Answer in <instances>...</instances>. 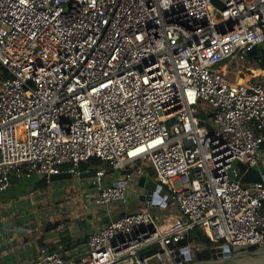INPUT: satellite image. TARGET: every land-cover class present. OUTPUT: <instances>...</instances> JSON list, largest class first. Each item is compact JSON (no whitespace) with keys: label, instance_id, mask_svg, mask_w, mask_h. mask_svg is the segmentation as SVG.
I'll use <instances>...</instances> for the list:
<instances>
[{"label":"built area","instance_id":"2783aa9c","mask_svg":"<svg viewBox=\"0 0 264 264\" xmlns=\"http://www.w3.org/2000/svg\"><path fill=\"white\" fill-rule=\"evenodd\" d=\"M218 1L223 8L0 0V194L32 174L94 170V191L78 198L83 210H117L133 182L139 198L150 196L119 219H91L78 255L38 248L29 264H194L210 247L264 248L263 175L234 178L238 162L264 168V70L244 67L248 77L235 80L227 71L232 57L261 61L264 0ZM91 159L103 166L81 171ZM148 169L160 186L155 203L156 190L138 186ZM170 204L167 219L151 211ZM194 227L209 247L189 239Z\"/></svg>","mask_w":264,"mask_h":264},{"label":"crops","instance_id":"0c3cea01","mask_svg":"<svg viewBox=\"0 0 264 264\" xmlns=\"http://www.w3.org/2000/svg\"><path fill=\"white\" fill-rule=\"evenodd\" d=\"M85 191L83 195H90L94 190ZM78 198L74 197V204L68 208L48 204L32 192L0 199V264H29L38 248L58 250L66 257L83 251L93 230L84 228L92 226L91 218ZM60 223L64 227L57 230Z\"/></svg>","mask_w":264,"mask_h":264},{"label":"rangeland","instance_id":"374dc122","mask_svg":"<svg viewBox=\"0 0 264 264\" xmlns=\"http://www.w3.org/2000/svg\"><path fill=\"white\" fill-rule=\"evenodd\" d=\"M248 60V56H246L243 60H240L236 57L230 58L232 64L227 68L228 77L233 80L238 78H247L248 71L243 69L244 67L251 66V68H259L256 63H249ZM257 79H259L264 84V77ZM149 173L150 176H148ZM32 175L24 177L25 179H22L13 184V186L10 187L8 191L0 194V199H7L9 197H18L22 195L28 196V193L32 192L33 196H36V198L38 199H44V201H46L48 204H53L54 206H57L59 208H68L71 204H74V197L83 196L82 191L84 192L86 190V193H90L92 190H94L93 187H89V182L91 183L94 180L93 177H77L78 179L75 177H71L68 179H59L53 181L48 179L46 185L40 186V188L36 189L34 188V182L40 179V176L37 175L33 177ZM30 176H32V178L29 179L28 177ZM151 179H153V171L151 169H148L146 180L148 181ZM102 182L104 185L112 183L111 179H103ZM26 185L28 187L27 190ZM141 191L146 193L149 191V188L144 185L143 188H141ZM138 192L139 190L136 186V183L133 182L132 186L129 187L127 193L126 204L120 202L114 204L117 210H113L110 213H107L106 208L104 207H95L94 209L91 208L87 210V214L94 222L99 218V221H97L98 223H100V221L105 223L109 218L116 216L117 212H134L142 204L137 195ZM78 193L81 194L79 195ZM76 194H78V196H76ZM88 196L89 195H85L86 198ZM151 211L154 215L162 216L164 217V219H167L168 213L175 211V209L170 204L167 209L155 208ZM92 215H94L95 217L97 216V218H93ZM94 226H96V223H94ZM94 226L87 224L84 225V228L92 231V228H94ZM191 262L194 263V261Z\"/></svg>","mask_w":264,"mask_h":264},{"label":"water","instance_id":"95a60500","mask_svg":"<svg viewBox=\"0 0 264 264\" xmlns=\"http://www.w3.org/2000/svg\"><path fill=\"white\" fill-rule=\"evenodd\" d=\"M214 5L223 8V5L218 0H210ZM256 52V48L253 47L249 51H247L248 55H252ZM261 151L264 153V142L260 145ZM238 168V174L234 176L235 179H238L242 183H248V182H259L261 181L262 177L260 173L263 175L264 179V168H260L259 170H255L252 168H247L245 165L241 163H237ZM95 175V171L91 170L89 172H82L80 174V177H93ZM230 176H233V172L230 171ZM71 178V176L67 173H61L58 175H51L49 177V180H59V179H68ZM145 177L142 176L138 180V186L143 187L146 185L149 189H155L156 193H153L152 197V203L158 202L160 197L158 195V191L160 189V186H156L155 183L152 180H148L144 183ZM6 192V190L2 191L1 193ZM164 198V196H163ZM149 200V195H142L140 196L139 200ZM123 216V213H119L115 216V218L119 219ZM252 247L250 246H241L237 248H232L228 245H223L222 247L216 246V247H210L209 248V259L196 262L194 264H264V248H258L251 250ZM156 249L151 248L146 251H143L140 253V257H148L155 253ZM175 251V255H176ZM186 258H188V255H186ZM177 262L179 259L177 257L174 258ZM156 264V263H152ZM181 264H184L183 262Z\"/></svg>","mask_w":264,"mask_h":264},{"label":"trees","instance_id":"16d2710c","mask_svg":"<svg viewBox=\"0 0 264 264\" xmlns=\"http://www.w3.org/2000/svg\"><path fill=\"white\" fill-rule=\"evenodd\" d=\"M262 58H261V61L257 64L258 67L262 70H264V50L262 51ZM102 167L103 165L100 163V161L96 160V159H91L89 160L88 162L86 163H81L80 164V169L81 171H83L84 169L88 168V167H91V168H96V167ZM33 177L34 176H37V174H33L32 175ZM32 176L28 177L29 179L32 178ZM22 179H25V178H22ZM22 179H19V180H16L13 182V184H15L16 182L22 180ZM27 179V178H26ZM47 183V180L44 178V177H40V179H38L36 182H34V188H40V186H44L46 185ZM12 184V185H13ZM11 185V186H12ZM27 185H26V190H27ZM9 189V188H8ZM29 192V191H28ZM189 239L190 238H195L197 241H201L203 242L206 247H209L211 244H210V241L207 239V237L202 233V231L200 229H198V227H194L192 228L190 231H189ZM207 249V248H206ZM253 249H256L254 247L251 248V250ZM209 252L208 250H203L202 252L196 254V257L195 259L197 261H204V260H208L209 259Z\"/></svg>","mask_w":264,"mask_h":264}]
</instances>
